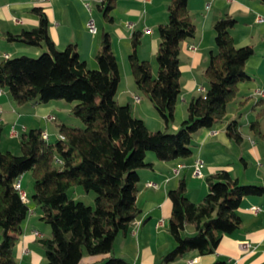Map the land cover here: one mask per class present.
I'll return each mask as SVG.
<instances>
[{
  "label": "trees",
  "instance_id": "16d2710c",
  "mask_svg": "<svg viewBox=\"0 0 264 264\" xmlns=\"http://www.w3.org/2000/svg\"><path fill=\"white\" fill-rule=\"evenodd\" d=\"M258 1L264 4V0ZM114 4V0L100 2L106 21L112 20ZM33 11L38 17L37 27L17 34L5 32L1 37L44 51L37 58L0 57V91L6 90L17 105L75 103L69 115L84 127L60 124L58 135L64 139L55 142L43 140L41 129H30L18 136V155L0 151V264H16L13 250L30 207L21 200L15 182L26 172L32 177L29 202L37 207L40 220L51 233L49 238L37 241L46 259L44 264H128L114 255L113 244L140 214L136 206L138 171L152 167L146 162L147 152L159 161L189 157L193 135L222 122L228 103L238 93V84L250 79L245 64L254 49L234 46L230 33L236 24L234 18L225 15L216 20L215 52L210 53L202 74L205 92L190 100L187 117L175 133H170L181 91V43L195 34L188 0H170L167 23L156 28V77H152L150 63L137 57L138 31L131 36L132 50L127 57L136 89L164 123L163 130L151 132L142 120L132 116L129 104L120 105L115 99L120 76L109 33H101L98 68L90 70L75 45L55 48L48 36L45 13L40 7ZM263 114L264 109L259 110L249 124L255 139L264 138L260 125ZM239 117L240 113L225 127L227 137L235 143L242 140ZM206 183L208 193L199 203L187 198L184 179L168 191V232L175 246L159 264H170L190 251L202 256L214 253L224 235L240 228L237 210L242 200L264 195V185H242L224 170L208 176ZM77 186L95 194L93 206L68 198V191ZM187 226L193 230L189 235L185 234ZM84 257L100 259L89 263L83 261Z\"/></svg>",
  "mask_w": 264,
  "mask_h": 264
},
{
  "label": "crops",
  "instance_id": "0c3cea01",
  "mask_svg": "<svg viewBox=\"0 0 264 264\" xmlns=\"http://www.w3.org/2000/svg\"><path fill=\"white\" fill-rule=\"evenodd\" d=\"M114 1V8L110 12L112 20L106 21L99 9L101 0H46L41 5L34 4L32 0H0V57L3 54L10 58L29 57L44 51V48L10 43L1 37L5 32L17 34L37 27L38 17L33 11L35 7L42 8L48 19V36L55 48L62 50L69 44L75 45L79 58L90 70L98 68L96 55L100 52V35L105 31L110 35L120 76L115 96L117 103L129 104L132 116L142 120L149 131L163 130L164 123L154 108L143 104L142 99L149 100L134 92L137 89L130 75L127 57L132 50L131 36L138 31L141 38L136 49L137 57L150 63L152 77H156L155 55L159 44L156 28L167 23L170 0ZM188 11L195 34L181 43V91L174 109V121L168 131L178 130L187 117L188 103L200 95L198 88L205 84L203 71L210 53L215 52L213 25L225 15L236 20L230 30L234 46H251L254 49V55L245 64L250 79L238 84V93L228 103L222 122L212 129H200L193 135L192 154L189 157L159 161L154 154H146V162L151 163L152 167L138 171L136 206L140 214L135 219L138 224L132 223L128 232L119 234L113 244L114 255L128 264H159L160 259L175 246L168 232L171 203L167 193L176 188L180 179L185 180L186 195L192 203H199L208 193L207 177L222 170L242 185H264V138L255 139L249 131V124L256 119L257 112L264 109V4L258 0H188ZM89 20L94 22L95 34L86 28ZM134 96L138 97V102L134 101ZM72 106L61 101L17 105L6 90H1L0 151L18 155V136L30 129L47 132L52 142V136L58 135L60 124L72 126L68 121L69 115L62 117L64 112L69 114ZM238 113L242 140L235 143L227 137L225 127ZM51 117L52 120L49 119ZM148 121L151 125H148ZM260 125L264 134V114L260 118ZM50 127L55 129V133H50ZM197 160L203 163L201 178H195L192 174ZM28 173L21 176L20 183L29 204L32 180ZM148 183H154L156 188L147 186ZM255 207L259 210L252 212ZM237 212L241 219L240 228L224 235L214 253L202 256L190 251L170 264H264V195L244 198ZM34 214L31 209L22 224V233L13 250L16 264L46 262L37 241L49 238L51 233L45 228L40 229L43 223L41 215L35 218ZM35 231L39 237L34 235ZM192 232V227L187 226L185 234ZM245 243L248 246L242 248ZM99 259L84 257L83 261L90 263Z\"/></svg>",
  "mask_w": 264,
  "mask_h": 264
},
{
  "label": "rangeland",
  "instance_id": "374dc122",
  "mask_svg": "<svg viewBox=\"0 0 264 264\" xmlns=\"http://www.w3.org/2000/svg\"><path fill=\"white\" fill-rule=\"evenodd\" d=\"M96 33V32H95ZM32 48V47H31ZM41 53H43V51L42 52H39V54H37V55H34V56H29V57H31V58H37ZM155 64V63H154ZM131 75V74H130ZM132 77V76H131ZM130 77V78H131ZM122 86L123 85H121V87L120 88H122ZM134 92H136V94H138L140 97L142 96H144L140 91H137V90H135L134 89ZM142 101H143V104H145L144 106H146L147 104L150 106V108H153L152 107V105L149 103V101H147L146 99L145 100H143L142 99ZM62 103H64V104H70V103H67V102H65V101H61ZM177 102H178V100H177ZM75 103H72V105H74ZM177 104V103H176ZM132 107H134V105L132 104ZM144 110H146V107H144ZM154 110V109H153ZM63 115H62V117L63 118H66L69 114H66L65 112L64 113H62ZM147 120V119H146ZM70 123H72V126L71 127H75V128H83L84 126H83V123L79 120V119H77V118H75V117H72L71 115H69V120H68ZM148 123V125H151L150 124V122L148 121L147 122ZM151 127V126H150ZM51 129H50V133H55V129L54 128H52V127H50ZM170 132V131H169ZM176 132V131H175ZM175 132H170V133H175ZM47 133V132H46ZM48 134V133H47ZM49 135V134H48ZM59 139V135H54V136H52V138H51V140H52V142H55L56 140H58ZM147 153H152V152H147ZM153 154V153H152ZM26 173H28V172H26ZM27 176H29V178L32 180V177H31V174L30 173H28L27 174ZM21 178L22 177H20V180H21ZM21 182V181H20ZM31 190H32V187H31ZM30 190V192L29 193H31L32 191ZM87 194H88V196H87ZM94 197H95V194L93 193V192H89V193H85L84 191H83V189L81 188V187H74V188H72V189H70L69 191H68V198L69 199H72V200H74V201H80V202H83L85 205H89V206H93V199H94ZM29 207H30V210L32 209V210H34V215H35V218H37V216L36 215H40V212H39V210L37 209V207L33 204V203H29ZM35 220H37V219H35ZM39 222V221H38ZM41 223V222H40ZM41 230H42V228H45V229H47L49 232H50V228H49V226L48 225H46V224H44V223H41Z\"/></svg>",
  "mask_w": 264,
  "mask_h": 264
},
{
  "label": "built area",
  "instance_id": "2783aa9c",
  "mask_svg": "<svg viewBox=\"0 0 264 264\" xmlns=\"http://www.w3.org/2000/svg\"><path fill=\"white\" fill-rule=\"evenodd\" d=\"M32 1H33V3L36 4V5H41V4H43V3L46 2V0H32ZM86 28H87V30H88L90 33L95 34V32H96V28H95V25H94L93 20H89V21L87 22V24H86ZM1 58H3V59H8V58H10V56L7 55V54H3V55L1 56ZM198 92H200V94L204 93V92H205L204 87H199V88H198ZM0 93H1V91H0ZM258 93H260V92H258ZM260 94H262V93H260ZM133 99H134L135 102H138V100H139L138 97H136V96H134ZM49 119L52 120L53 118L51 117V118H49ZM42 138H43V140H45L46 142H50V141H49V140H50V139H49V135H48L47 133L43 132V133H42ZM59 139H60V140H63L64 138H63V136H59ZM57 162L60 163L59 160H57ZM202 165H203V163H202L201 160H197V161H195V163H194V165H193V171H192V174H193V176H194L195 178H201V177H202V174H201V168H202ZM147 186L152 187V188H156V185H155L154 183H148ZM15 189L18 191L21 200H22L24 203H28V199H27L26 193H25V192L22 190V188H21L20 178L15 182ZM258 210H259V208H256V207H255V208L252 209V212H257ZM133 224H134V225H137V224H138V221H135V220H134V221H133ZM34 235L37 236V237L40 236L39 233L36 232V231L34 232ZM247 246H248V244H246V243H245V244H242V248H246Z\"/></svg>",
  "mask_w": 264,
  "mask_h": 264
}]
</instances>
